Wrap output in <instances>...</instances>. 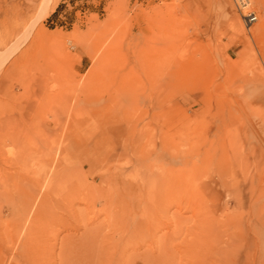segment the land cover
I'll return each mask as SVG.
<instances>
[{
    "label": "rangeland",
    "instance_id": "1",
    "mask_svg": "<svg viewBox=\"0 0 264 264\" xmlns=\"http://www.w3.org/2000/svg\"><path fill=\"white\" fill-rule=\"evenodd\" d=\"M250 9L0 0V264H264Z\"/></svg>",
    "mask_w": 264,
    "mask_h": 264
},
{
    "label": "built area",
    "instance_id": "2",
    "mask_svg": "<svg viewBox=\"0 0 264 264\" xmlns=\"http://www.w3.org/2000/svg\"><path fill=\"white\" fill-rule=\"evenodd\" d=\"M233 2L247 26L257 22L258 18L255 11L250 9V0H233Z\"/></svg>",
    "mask_w": 264,
    "mask_h": 264
},
{
    "label": "bare ground",
    "instance_id": "3",
    "mask_svg": "<svg viewBox=\"0 0 264 264\" xmlns=\"http://www.w3.org/2000/svg\"><path fill=\"white\" fill-rule=\"evenodd\" d=\"M172 98V97H171Z\"/></svg>",
    "mask_w": 264,
    "mask_h": 264
}]
</instances>
